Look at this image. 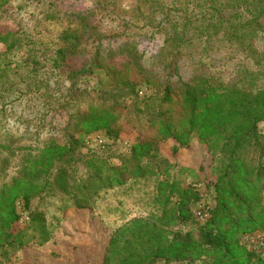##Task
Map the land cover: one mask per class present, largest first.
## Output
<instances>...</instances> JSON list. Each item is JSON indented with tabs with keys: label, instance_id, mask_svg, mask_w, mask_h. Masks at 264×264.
Returning <instances> with one entry per match:
<instances>
[{
	"label": "rangeland",
	"instance_id": "obj_1",
	"mask_svg": "<svg viewBox=\"0 0 264 264\" xmlns=\"http://www.w3.org/2000/svg\"><path fill=\"white\" fill-rule=\"evenodd\" d=\"M240 9L244 17L233 13ZM261 12L264 0H0L1 26L16 27L19 38L13 51L0 58V189L22 174L28 147L36 151L52 138L79 141L76 159L60 160L49 185L35 193L30 205L22 198L16 201L19 219L14 230L22 246L5 243L0 264H103L119 218L155 211L158 181L165 178L166 169L171 180L202 194L192 205L193 214L201 203L213 208L220 162L198 137L176 151L175 140H168L143 161L161 175H126L124 184L101 189L91 207L74 205L54 180L61 166L68 168L72 184L89 181L96 172L106 176L112 166L119 168L134 137L145 131L148 114L157 109L168 82L206 75L263 89L264 17L256 24L248 18ZM219 13L237 21L219 27ZM66 34L74 40L65 39ZM177 34L180 39L174 38ZM88 64L90 73L78 74L74 82L72 71ZM126 64L149 77L150 83L139 85V96L149 98L139 99L126 84L111 86L116 74L122 81L133 76ZM93 95L101 102L118 100L125 105L135 132L114 143L104 131H68L76 112ZM260 127L264 129V122ZM197 226L191 219L175 227ZM47 232L52 237L43 242ZM241 243L261 256L264 231L252 238L241 236Z\"/></svg>",
	"mask_w": 264,
	"mask_h": 264
},
{
	"label": "trees",
	"instance_id": "obj_2",
	"mask_svg": "<svg viewBox=\"0 0 264 264\" xmlns=\"http://www.w3.org/2000/svg\"><path fill=\"white\" fill-rule=\"evenodd\" d=\"M233 13L244 17L241 9ZM235 16L228 19L219 13L216 22L219 27L222 22L235 23ZM262 17L264 12L248 18L250 24H256ZM1 25L0 21V44L4 46L0 58L12 52L19 42L16 27L3 29ZM73 38L65 35V39ZM174 38L180 39L181 35ZM90 65L72 71L74 82L78 74L90 73ZM126 70L132 71L133 76L122 81L116 74V82L111 80V86L126 84L139 99L149 98L150 95L139 96V85L150 83L149 77L129 64ZM76 114V121L68 124L71 133L78 130L81 135H89L104 131L116 143L135 132L128 108L118 100L105 103L93 95ZM148 115L145 131L134 137L119 168L112 166L106 176L96 172L91 180L72 184L68 168L61 166L55 184L72 196L77 207H91L95 204L93 197L101 189L124 184L126 175L134 178L161 175L156 166L143 161L154 157L168 140H175L176 151L198 137L220 162V174L213 184L215 204L211 216L200 223L194 217L192 205L202 194L171 180L166 169L165 178L158 181L155 211L119 218L103 264H264L262 256L241 243V236L264 231V129L260 127L264 122V88L255 89L249 82L231 83L219 77L197 75L189 82L181 79L166 83L157 109ZM78 143L75 138L68 141L52 138L36 151L28 147L22 174L0 189V248L5 243L22 246L14 230L19 219L16 201L22 198L30 205L35 193L49 185V176L58 162L76 159ZM37 216L43 215L35 214L33 218ZM191 219L197 228L175 227ZM51 237V232L44 233L43 242Z\"/></svg>",
	"mask_w": 264,
	"mask_h": 264
},
{
	"label": "built area",
	"instance_id": "obj_3",
	"mask_svg": "<svg viewBox=\"0 0 264 264\" xmlns=\"http://www.w3.org/2000/svg\"><path fill=\"white\" fill-rule=\"evenodd\" d=\"M211 206L207 205V204H200L196 210H194V214L196 216V218H198L199 220H203L206 221L210 216H211ZM244 238H252V234H247L244 235ZM253 251H257L256 248H252ZM264 254H262L261 256H263Z\"/></svg>",
	"mask_w": 264,
	"mask_h": 264
}]
</instances>
